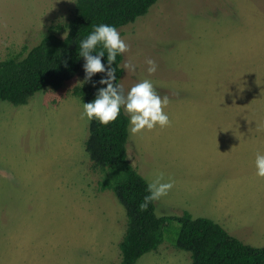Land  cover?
Instances as JSON below:
<instances>
[{
  "label": "rangeland",
  "instance_id": "obj_1",
  "mask_svg": "<svg viewBox=\"0 0 264 264\" xmlns=\"http://www.w3.org/2000/svg\"><path fill=\"white\" fill-rule=\"evenodd\" d=\"M75 1L0 0V61L67 23ZM118 31L129 45L122 66H136L119 84L150 79L169 99L170 126L128 129L126 144L147 183L156 173L174 181L155 215L189 213L264 247V178L253 168L264 153V0H158ZM82 81L79 73L26 105L0 101V264L121 263L126 213L85 152L89 122L72 95ZM178 230L167 223L162 244L136 264H192L174 245Z\"/></svg>",
  "mask_w": 264,
  "mask_h": 264
},
{
  "label": "trees",
  "instance_id": "obj_2",
  "mask_svg": "<svg viewBox=\"0 0 264 264\" xmlns=\"http://www.w3.org/2000/svg\"><path fill=\"white\" fill-rule=\"evenodd\" d=\"M157 1L76 0L74 14L67 23L50 26L40 43L25 56L18 53L0 61V101L26 105L36 93L58 90L79 73L84 80L79 43L93 25L109 24L119 30L145 16ZM122 62L123 55L113 65L117 84L124 74ZM101 75L98 73L91 81L75 87L72 95L82 104L91 101L101 87L96 83ZM128 129V118L122 111L107 126L90 122L85 142V152L93 167L105 174L101 190L112 191L126 213V231L119 244L120 264H136L144 255L156 251L169 222L179 224L174 245L190 254L192 264H264V247L243 244L212 220L193 218L189 213L178 218L157 217L154 202L142 210L140 205L148 194L147 181L128 161Z\"/></svg>",
  "mask_w": 264,
  "mask_h": 264
},
{
  "label": "clouds",
  "instance_id": "obj_3",
  "mask_svg": "<svg viewBox=\"0 0 264 264\" xmlns=\"http://www.w3.org/2000/svg\"><path fill=\"white\" fill-rule=\"evenodd\" d=\"M68 33L63 34L67 39ZM129 51V45L116 27L109 24L93 25L92 31L79 43V57L83 58L84 80L86 83L92 80L96 74H102L96 82L98 87L94 98L89 102H83L80 118L87 122L96 121L101 126H107L117 120L123 114L128 118L129 132L136 135L145 131H151L157 127L170 126L171 120L165 108L169 104L167 96L157 94L154 83L150 79H142L125 91L122 84L116 83V64L118 56ZM106 57V62L104 58ZM149 75L157 70L156 62L146 60ZM123 69L135 72L136 66L129 62ZM95 86V84H94ZM254 174L264 178V153L257 152L253 162ZM174 181H164L163 173H156L148 178L147 195L140 205L142 210L147 209L149 203L165 197L173 188Z\"/></svg>",
  "mask_w": 264,
  "mask_h": 264
}]
</instances>
